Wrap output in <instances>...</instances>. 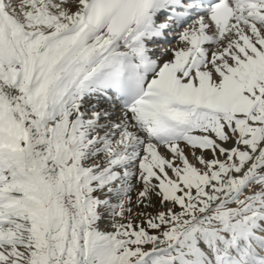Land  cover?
Wrapping results in <instances>:
<instances>
[{
    "label": "snow or ice",
    "instance_id": "snow-or-ice-1",
    "mask_svg": "<svg viewBox=\"0 0 264 264\" xmlns=\"http://www.w3.org/2000/svg\"><path fill=\"white\" fill-rule=\"evenodd\" d=\"M0 264H264V0H0Z\"/></svg>",
    "mask_w": 264,
    "mask_h": 264
}]
</instances>
